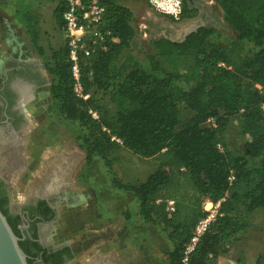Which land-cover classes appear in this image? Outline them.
<instances>
[{"label": "trees", "instance_id": "16d2710c", "mask_svg": "<svg viewBox=\"0 0 264 264\" xmlns=\"http://www.w3.org/2000/svg\"><path fill=\"white\" fill-rule=\"evenodd\" d=\"M101 1L112 42L106 52L82 63L81 86L88 98L72 90L64 45L51 52L46 65L53 111L77 125L75 140L85 165L100 160L109 187L133 198L135 209L125 210L124 219L129 222L135 215L160 225L170 243L167 264H181L191 231L205 216L201 199L220 201L219 215L188 258V264H217L228 245L252 227L249 215L264 210V0H215L234 34L225 46L215 43L221 35L207 30L181 44L157 41L145 67L129 53L136 37L133 13L116 0ZM62 9L61 3L55 10L60 20ZM171 58L177 60L167 71L162 62ZM182 110L189 114L184 122ZM210 118L215 128L204 126ZM232 119L248 137L243 155L224 145ZM121 148L157 159V168L143 182H121L112 170ZM170 200L174 211L168 214Z\"/></svg>", "mask_w": 264, "mask_h": 264}, {"label": "rangeland", "instance_id": "374dc122", "mask_svg": "<svg viewBox=\"0 0 264 264\" xmlns=\"http://www.w3.org/2000/svg\"><path fill=\"white\" fill-rule=\"evenodd\" d=\"M116 2L133 13L132 26L136 37L129 53L140 66L145 67L146 55L152 53V44L149 47L143 45L146 23L151 19L158 22L164 14L148 0ZM61 3L62 0H0V74L16 60H31L46 68L51 52L66 45L61 20L55 15ZM167 6L174 13L178 10L172 2ZM218 12L222 16L219 8ZM174 28L178 33L177 26ZM220 35L215 43L223 46L234 36L231 29L222 31ZM171 60L162 62V68L173 71L172 64L177 59ZM48 78L50 81L51 77ZM29 109L34 118H31L33 125L29 130L32 133L25 152L33 160L29 161L22 179L12 181L14 200L25 199V189L30 190L27 181L32 173L38 172L49 153L62 154L70 157L71 161L79 157L71 183L73 202L60 210L55 231L49 237L52 244L68 242L73 247L81 244V252L68 264H166L163 256L170 250V243L160 225L145 223L135 215L129 222L124 219L122 213L125 210L135 209L133 198L109 187L106 169L100 160H95L89 167L85 165V154L75 140L78 127L55 115L48 91L45 95H37ZM188 117L189 114L182 110L180 120L184 122ZM204 126L212 128L209 122ZM223 140L225 148L232 154H245L244 144L248 137L241 133L236 119L229 122ZM113 157V173L123 183L143 182L158 165L157 159L142 158L125 148ZM2 165L0 158V167ZM203 201L205 198L201 199V205ZM249 217L252 227L228 245L227 253L218 257L217 264H263L264 210H255Z\"/></svg>", "mask_w": 264, "mask_h": 264}, {"label": "flooded vegetation", "instance_id": "af4514ba", "mask_svg": "<svg viewBox=\"0 0 264 264\" xmlns=\"http://www.w3.org/2000/svg\"><path fill=\"white\" fill-rule=\"evenodd\" d=\"M168 2L178 8L176 17L164 14L158 22L152 19L147 22L144 46L149 47L161 40L181 44L200 30L220 35L229 29L219 15L215 0ZM175 26L179 29L178 33L174 31ZM48 77L46 68L31 60H16L0 74V158L3 162L0 167V209L18 237L28 264H68L82 248L81 244L73 247L68 242L52 244L49 238L55 231L60 210L73 202L71 183L79 157L71 161L70 157L62 154L49 153L38 172L32 173L30 180L27 179L30 190L25 189V199L14 200L13 195V179H22L29 161L33 160L25 152L32 133L29 130L33 125L31 118H34L29 108L35 103L37 95H45L46 90L49 95ZM21 87L25 90L24 99L19 90ZM53 175L57 181L52 180Z\"/></svg>", "mask_w": 264, "mask_h": 264}, {"label": "built area", "instance_id": "2783aa9c", "mask_svg": "<svg viewBox=\"0 0 264 264\" xmlns=\"http://www.w3.org/2000/svg\"><path fill=\"white\" fill-rule=\"evenodd\" d=\"M148 2L163 14L176 17V13L167 6L168 0H148ZM62 5V30L66 39L72 90L76 97L86 100L88 95L83 94L81 86L82 63L94 53L106 52L112 42L111 32L104 28L106 6L101 0H62ZM217 66L225 68L222 63H218ZM255 87L261 89L259 85ZM261 109L264 111V104ZM89 113L93 118L96 117L95 113ZM207 122L215 128L214 119L210 118ZM218 148L221 150V147L218 146ZM219 205L220 201L213 202L209 198H205L202 202L201 208L205 216L199 219L193 227L190 239L184 246V257L181 264H188V258L195 250L202 235L219 215ZM166 211L168 214L174 211V201H166ZM163 260L167 264L166 254Z\"/></svg>", "mask_w": 264, "mask_h": 264}, {"label": "water", "instance_id": "95a60500", "mask_svg": "<svg viewBox=\"0 0 264 264\" xmlns=\"http://www.w3.org/2000/svg\"><path fill=\"white\" fill-rule=\"evenodd\" d=\"M0 264H28L27 256L19 246L5 216L0 211Z\"/></svg>", "mask_w": 264, "mask_h": 264}, {"label": "bare ground", "instance_id": "6f19581e", "mask_svg": "<svg viewBox=\"0 0 264 264\" xmlns=\"http://www.w3.org/2000/svg\"><path fill=\"white\" fill-rule=\"evenodd\" d=\"M19 90H20V93H21L22 98L24 99V97H25V94H24V91H25V90H24V88L21 87ZM58 177H59V176H58ZM55 178H56V177H55ZM56 179H57V178H56ZM56 179H52V180L54 181V180H56ZM58 180H59V179H58ZM56 181H57V180H56ZM60 182H61V181H60ZM58 184H59V183H58Z\"/></svg>", "mask_w": 264, "mask_h": 264}, {"label": "crops", "instance_id": "0c3cea01", "mask_svg": "<svg viewBox=\"0 0 264 264\" xmlns=\"http://www.w3.org/2000/svg\"><path fill=\"white\" fill-rule=\"evenodd\" d=\"M126 7V6H125ZM127 8V7H126ZM60 175H62V170L60 171V173H59Z\"/></svg>", "mask_w": 264, "mask_h": 264}]
</instances>
